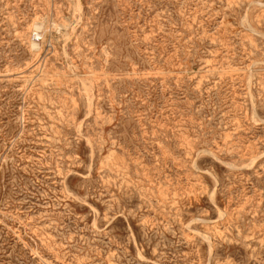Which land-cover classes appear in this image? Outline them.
I'll return each instance as SVG.
<instances>
[{
	"label": "rangeland",
	"instance_id": "1",
	"mask_svg": "<svg viewBox=\"0 0 264 264\" xmlns=\"http://www.w3.org/2000/svg\"><path fill=\"white\" fill-rule=\"evenodd\" d=\"M0 264H264V0H0Z\"/></svg>",
	"mask_w": 264,
	"mask_h": 264
},
{
	"label": "bare ground",
	"instance_id": "2",
	"mask_svg": "<svg viewBox=\"0 0 264 264\" xmlns=\"http://www.w3.org/2000/svg\"><path fill=\"white\" fill-rule=\"evenodd\" d=\"M245 20V19H244ZM248 25V24H247Z\"/></svg>",
	"mask_w": 264,
	"mask_h": 264
}]
</instances>
